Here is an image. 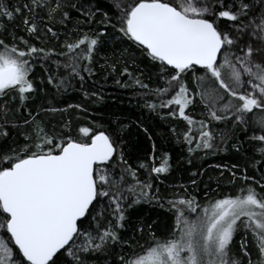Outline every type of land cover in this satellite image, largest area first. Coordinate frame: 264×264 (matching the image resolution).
Returning <instances> with one entry per match:
<instances>
[{"label": "snow or ice", "instance_id": "6c2138e0", "mask_svg": "<svg viewBox=\"0 0 264 264\" xmlns=\"http://www.w3.org/2000/svg\"><path fill=\"white\" fill-rule=\"evenodd\" d=\"M112 5L118 14L113 18L105 13L100 23L110 25L122 40L126 37L146 59L159 62L166 87L153 91L161 98L160 108L174 106L179 117L188 122L189 131L183 135L189 153L213 149L218 135L221 143L226 142L222 134H214L210 121L231 117L236 123H248L247 114L254 109L264 111V0H132L128 4L112 0ZM67 7L66 0H23L13 5L0 0V18L11 22L17 15L22 16L25 30L35 34L41 11L49 21L59 17L62 24L70 19ZM253 12L256 14L251 15ZM84 15L91 18L95 13L89 9ZM221 19L233 22L235 37L220 30ZM4 30L5 25L0 24V31ZM46 32L58 36L52 27H46ZM103 34L84 33L74 42L65 40L62 47L67 52L60 53L70 62L65 67L71 66L75 75H80L81 67L91 73L93 54ZM9 35L11 44L0 39V95L11 91L13 98L18 96L23 104L36 92L30 79L34 66L31 58L38 53L48 56L54 50L28 46L23 37L20 43L26 47L19 48L14 33ZM81 60L89 63L81 66ZM112 67L115 70L116 65ZM198 71L203 74L197 76ZM189 72L195 91L185 79ZM123 74L132 75L127 67ZM53 79L49 76L48 83L52 84ZM134 83L148 88L139 78ZM63 84L62 79L55 86ZM168 95L169 99H163ZM197 96L208 110L209 120L199 122V135L193 139L191 126L195 121L186 115V109ZM146 107L155 110L157 105L150 103ZM0 111L8 123L7 105ZM177 111H170V115L176 116ZM32 124L33 132L24 137L27 143L0 154V264H57L58 260L61 264H91V257L111 255L116 245L133 248L131 254L118 257L119 264H244L231 252L241 225L246 234L251 232L258 259L252 261L246 238L240 244L243 256L249 257L248 264H264V195L251 185L240 187L235 195L221 194L220 198L205 192L203 203L196 196L168 201L170 210L175 212L171 238L160 239L152 234L151 243L140 245L137 252L119 231L125 226L123 201L127 197L121 182L113 179L107 167L119 150L116 141L106 131L93 132L87 126L79 127L78 137L62 135L58 139L47 134L35 120ZM253 125V131L264 133V115L255 119ZM0 135L6 137L8 133L2 131ZM252 139L264 142V134ZM193 143L195 149L191 147ZM257 152L264 157V147ZM120 160L126 163L122 152ZM140 167L147 165L142 163ZM125 171L136 179L135 170L129 167ZM168 171L167 155L159 166L151 168L156 174ZM237 179L240 177L233 172L230 183L234 187ZM150 187L151 184L138 180L129 185L126 191L136 198L128 207L138 204L141 198L155 199L145 191ZM98 198H109V206L92 217L94 226L90 224L82 230V218H88ZM148 227L151 231L152 226Z\"/></svg>", "mask_w": 264, "mask_h": 264}, {"label": "trees", "instance_id": "16d2710c", "mask_svg": "<svg viewBox=\"0 0 264 264\" xmlns=\"http://www.w3.org/2000/svg\"><path fill=\"white\" fill-rule=\"evenodd\" d=\"M18 2L22 3L23 0H8L10 5ZM131 2L132 0H123L125 4ZM66 3L70 19L62 24L59 23V17L56 21H49L46 13L41 11L36 18L35 34H29L25 30L22 16L17 15L11 22L6 17L0 18V24L5 25V30L0 31V39L11 44L13 39L9 33H14L19 48L26 47L20 43V37H23L28 41V46L44 48L46 51L49 48L54 50L48 56L38 53L31 58L34 66L30 79L34 82L36 92L23 104L18 96L13 98L14 93L11 91L0 95V109L5 105L9 109L8 123H5L4 114L0 111V132L8 133L6 137L0 135V154L11 148L19 149L27 143L24 137L33 132V120L39 123L47 134L58 139L62 135L78 137V129L81 126L90 127L93 132L106 131L116 141L119 149L115 159L107 167L113 174V179L121 182L124 196L127 197L123 201L126 220L124 228L119 230L120 236L129 240L137 252L140 251V245L147 246L151 243L152 234L160 239L171 238L175 212L170 210V200L196 196L203 203L205 192L214 198H220L221 194L235 195L237 189L248 185L264 195V162L256 163L264 160L257 152L258 148L264 147V142L252 139L254 135L264 134L259 129L253 131V121L264 115V111L254 109L252 113L247 114L248 123H236L231 117L218 122L210 121L214 134H222L226 142L221 143L218 135L213 149L201 148L189 153V144L183 135L189 131L188 122L179 117L174 106L160 108L161 98L153 91L166 87L165 81L161 79L159 62L153 63L146 59L126 37L122 40L121 34L110 25L100 23L104 20L105 13L113 18L114 14H118L112 0H66ZM72 4L78 7L72 8ZM89 9L95 13L91 18L84 15ZM259 10L256 9L257 12ZM27 14L25 11V15ZM255 14L256 12L251 13ZM218 24L220 30L231 33L230 25H233V22L221 19ZM46 27H52L58 36L52 37L51 33L46 32ZM102 31L104 34L100 36L101 43L97 46L90 64L91 73L83 71L81 67L78 69L80 75H75L71 66L65 67L70 63L68 57L60 55L61 52H67V49L62 47L65 40L71 43L84 33L96 35ZM88 63L85 60L79 61L81 66ZM113 64L116 65L115 70ZM125 67L132 74L131 77L123 74ZM202 74L203 72H196L197 76ZM49 76L54 77L52 84L48 83ZM137 78L148 85V88L135 84ZM62 79L63 86L56 87ZM185 79L195 91L192 73L186 74ZM169 98L170 95L163 97L165 100ZM150 103L157 105L155 110L146 107ZM77 105L79 107H76ZM170 111H177V115H170ZM186 115H190L195 121L191 126L192 138L195 139L199 135V122L209 120L208 110L198 96L195 97V103L186 109ZM25 120H28L29 124H25ZM191 147L195 149V144ZM121 152L126 163L120 160ZM165 155L168 157L169 171L152 173L151 168L159 166ZM142 163L146 164L147 168H141ZM233 165L236 167L233 168ZM129 167L135 170L136 179L125 171ZM233 172L240 177L235 181V187L230 183ZM244 176L248 177L246 181ZM136 180L141 184H151L145 191L155 199L141 198L138 204L129 208L128 205L132 204L136 197L126 189L129 185H134ZM139 191L137 188V193ZM108 206L109 198H98L90 209L88 218H82V230L90 224L94 226L92 217L103 212ZM149 225L152 226L151 231ZM141 228L143 232L138 231ZM245 238L248 242L247 251L255 262L258 259V251L251 232L246 234L242 225L234 235L231 252L237 258H242L244 264H248L249 257H244L240 249L241 241ZM132 252V247L126 245L121 248L116 245L111 249V255L96 254L91 257V264H105L106 261L108 264H119V256ZM57 264L61 262L58 260Z\"/></svg>", "mask_w": 264, "mask_h": 264}, {"label": "rangeland", "instance_id": "374dc122", "mask_svg": "<svg viewBox=\"0 0 264 264\" xmlns=\"http://www.w3.org/2000/svg\"><path fill=\"white\" fill-rule=\"evenodd\" d=\"M230 28H231V34L233 35V37H235L237 34H236V32L234 31V29H233V25H230ZM242 42H246V39H245V41H242ZM239 54V53H238ZM254 59H256L255 57H254Z\"/></svg>", "mask_w": 264, "mask_h": 264}, {"label": "water", "instance_id": "95a60500", "mask_svg": "<svg viewBox=\"0 0 264 264\" xmlns=\"http://www.w3.org/2000/svg\"><path fill=\"white\" fill-rule=\"evenodd\" d=\"M197 67H199V66H197Z\"/></svg>", "mask_w": 264, "mask_h": 264}, {"label": "bare ground", "instance_id": "6f19581e", "mask_svg": "<svg viewBox=\"0 0 264 264\" xmlns=\"http://www.w3.org/2000/svg\"><path fill=\"white\" fill-rule=\"evenodd\" d=\"M190 116V115H189Z\"/></svg>", "mask_w": 264, "mask_h": 264}]
</instances>
